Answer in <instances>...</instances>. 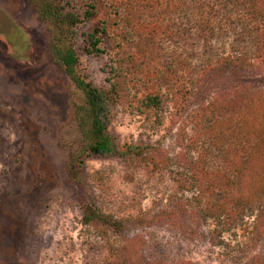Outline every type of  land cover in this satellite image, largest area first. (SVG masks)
Here are the masks:
<instances>
[{"label":"rangeland","instance_id":"1","mask_svg":"<svg viewBox=\"0 0 264 264\" xmlns=\"http://www.w3.org/2000/svg\"><path fill=\"white\" fill-rule=\"evenodd\" d=\"M255 3L99 0L73 46L99 90L120 62L109 130L122 154L104 157L89 154L84 97L55 60L41 0H0V264H264V160L248 157L256 138L240 119L261 109L264 69L237 60L264 54ZM98 21L107 38L89 54ZM152 94L158 106L144 104ZM221 202L222 217L206 213ZM85 205L123 226H85Z\"/></svg>","mask_w":264,"mask_h":264},{"label":"trees","instance_id":"2","mask_svg":"<svg viewBox=\"0 0 264 264\" xmlns=\"http://www.w3.org/2000/svg\"><path fill=\"white\" fill-rule=\"evenodd\" d=\"M98 2L99 0H85L82 14L77 15L73 12L67 11L63 5L54 0H41L39 16L50 24L54 33L53 54L55 60L63 68L64 73L84 97L85 105L80 109V120L81 124L84 126L82 131L84 138H86L88 142L87 149L89 154L105 157L122 154L109 130V113L111 106L121 98V95H119V91L117 90V84L121 78L120 62L117 59L115 67L112 69V83L110 89L106 91L99 90L93 86L92 83L87 81L78 71L79 60L73 46V40L77 35V27L96 17ZM83 38L87 53H101V45L105 38H107V28L105 23L98 21L86 34H84ZM259 55L258 62H246L245 58L244 60L243 58H237V60L241 66L249 68L250 71H262L264 69V54L262 55V53H260ZM144 104L147 106H158L160 104V98L157 94L148 95L145 98ZM249 111L250 112H247L246 115H240L242 122H249L252 126L255 133H253V135L256 138V141L250 148L248 157L251 160L256 161V158L259 155L261 159L264 160V100L262 101L261 109L255 110L254 108L249 109ZM259 118L263 119V123L259 124L261 127H259L256 122ZM136 149V147L128 148L127 151ZM72 164L69 170L70 175L75 181H79V177L76 174V171L73 170L74 168ZM222 204L223 202L219 204L217 203V207L214 210H209L206 206V213L212 217H222L225 212ZM215 211L217 213H215ZM81 221L85 226H94L102 229L105 234L107 231L118 232L123 226L122 220H117L114 217L105 214L102 210L93 205H85L83 207Z\"/></svg>","mask_w":264,"mask_h":264}]
</instances>
